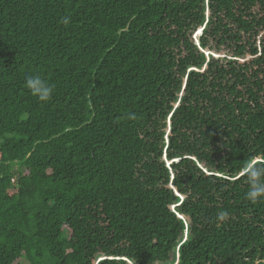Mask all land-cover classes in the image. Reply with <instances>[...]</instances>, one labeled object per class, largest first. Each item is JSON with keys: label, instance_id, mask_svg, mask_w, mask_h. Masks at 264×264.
<instances>
[{"label": "trees", "instance_id": "16d2710c", "mask_svg": "<svg viewBox=\"0 0 264 264\" xmlns=\"http://www.w3.org/2000/svg\"><path fill=\"white\" fill-rule=\"evenodd\" d=\"M254 157L264 0H0V264L264 260Z\"/></svg>", "mask_w": 264, "mask_h": 264}, {"label": "clouds", "instance_id": "9594fccd", "mask_svg": "<svg viewBox=\"0 0 264 264\" xmlns=\"http://www.w3.org/2000/svg\"><path fill=\"white\" fill-rule=\"evenodd\" d=\"M60 22L67 26L70 18L66 15L61 17ZM24 87L28 93L39 102H48L53 94L54 86L41 74H28L24 80ZM130 119H136L131 115ZM241 174L247 185L246 199L252 203H264V160L252 158L244 162ZM228 217L227 212H221L219 220H225ZM252 264H264V260L256 259Z\"/></svg>", "mask_w": 264, "mask_h": 264}, {"label": "rangeland", "instance_id": "374dc122", "mask_svg": "<svg viewBox=\"0 0 264 264\" xmlns=\"http://www.w3.org/2000/svg\"><path fill=\"white\" fill-rule=\"evenodd\" d=\"M194 37H195V35H194ZM24 262V261H23Z\"/></svg>", "mask_w": 264, "mask_h": 264}]
</instances>
